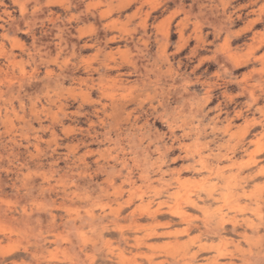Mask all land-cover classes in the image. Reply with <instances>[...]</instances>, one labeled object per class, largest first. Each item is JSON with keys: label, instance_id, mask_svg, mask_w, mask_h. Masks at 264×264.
Here are the masks:
<instances>
[{"label": "clouds", "instance_id": "1", "mask_svg": "<svg viewBox=\"0 0 264 264\" xmlns=\"http://www.w3.org/2000/svg\"><path fill=\"white\" fill-rule=\"evenodd\" d=\"M0 264H264V0H0Z\"/></svg>", "mask_w": 264, "mask_h": 264}]
</instances>
